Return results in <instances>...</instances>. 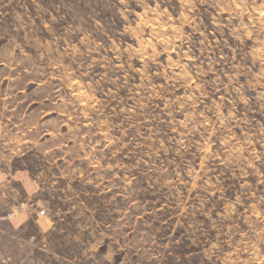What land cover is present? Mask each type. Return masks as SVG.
<instances>
[{"label": "rangeland", "instance_id": "374dc122", "mask_svg": "<svg viewBox=\"0 0 264 264\" xmlns=\"http://www.w3.org/2000/svg\"><path fill=\"white\" fill-rule=\"evenodd\" d=\"M0 61V264H264V0H0Z\"/></svg>", "mask_w": 264, "mask_h": 264}, {"label": "crops", "instance_id": "0c3cea01", "mask_svg": "<svg viewBox=\"0 0 264 264\" xmlns=\"http://www.w3.org/2000/svg\"><path fill=\"white\" fill-rule=\"evenodd\" d=\"M3 68L5 69L4 74L2 73ZM11 71V66L7 67L0 61V197H2V190L8 195L9 193H13L15 187L12 186V183H18L21 190L23 191L38 189L37 182H35L30 177L31 171L29 170L27 165L24 164L21 167H17L14 163L18 158L27 157L29 155L28 152L23 150L12 152L8 147H4L8 142L11 143L12 138L8 137L6 139L5 136L7 135V131H5L6 129L2 130L1 127L2 123L4 124V126L10 124L7 123V121H10L9 119L6 118V120L3 121L1 118V110L3 109L2 100L6 97L2 95L3 93H1V84L4 81V83L7 85V83H9L13 78L16 77V73H14V75L12 76ZM28 104H30L31 109L38 106V102H36L35 100L30 101ZM11 107L12 105L11 103H9V110H11Z\"/></svg>", "mask_w": 264, "mask_h": 264}, {"label": "bare ground", "instance_id": "6f19581e", "mask_svg": "<svg viewBox=\"0 0 264 264\" xmlns=\"http://www.w3.org/2000/svg\"><path fill=\"white\" fill-rule=\"evenodd\" d=\"M80 96V95H79ZM83 97V96H82Z\"/></svg>", "mask_w": 264, "mask_h": 264}]
</instances>
